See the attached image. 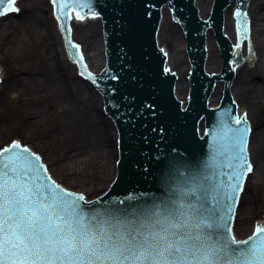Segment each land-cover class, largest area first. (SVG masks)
Returning a JSON list of instances; mask_svg holds the SVG:
<instances>
[{
	"label": "water",
	"instance_id": "obj_1",
	"mask_svg": "<svg viewBox=\"0 0 264 264\" xmlns=\"http://www.w3.org/2000/svg\"><path fill=\"white\" fill-rule=\"evenodd\" d=\"M213 1H196L203 18L210 15ZM232 1L216 0L212 20L206 22L198 16L195 0H93V10L102 15L104 20L108 65L98 75L91 73L97 78L96 84L105 95L106 108L120 130L121 155L116 179L109 190L99 197L100 203L91 204V208L109 205L122 208L130 203L128 197L136 198L131 203L166 197L178 183L184 186V177L190 172L199 177H208L212 183H227L225 173L230 170L225 165L231 142L227 137L221 139L222 129L240 127L233 123V119L238 115L229 93L233 77L229 60L233 45L222 33L224 10ZM249 1L239 0L238 10L241 13H246ZM166 4L174 9L175 17L182 22L187 32L188 49L194 65L191 99L186 108L175 94L178 77L170 71H165L166 56L158 46L157 33L162 8ZM235 8L234 5L226 10L225 20V31L234 42L237 40ZM56 12L58 15L57 8ZM66 12L70 19L61 18V26L66 33L71 56L77 60L75 50L70 46L76 45L70 38V21L76 11ZM209 23L217 31L224 57L223 73L214 77H210L205 71V62L207 71L218 73L222 70V58L212 29L207 32V57L206 28ZM73 27L74 38L84 47L87 64L92 70L99 71L106 58L100 19L75 21ZM159 38L160 44L166 46V53H169V65L174 67L171 69L178 70L177 74L181 76L176 92L186 103L190 89L186 40L181 27L174 22L166 9ZM112 76L117 79H111ZM221 78L227 80L225 99L220 107H209L208 102L215 83ZM223 86V83L217 85L210 105L219 102ZM222 114L225 122L223 124ZM240 114H244L243 108ZM204 116L206 128L202 136L199 124ZM261 124L262 118L252 122L254 129ZM241 126L250 127L248 122ZM200 129L203 132V121ZM250 133L247 136L248 144ZM239 199L234 206L232 230ZM121 200H124L125 204L115 203ZM256 221H261V218H256Z\"/></svg>",
	"mask_w": 264,
	"mask_h": 264
},
{
	"label": "snow or ice",
	"instance_id": "obj_2",
	"mask_svg": "<svg viewBox=\"0 0 264 264\" xmlns=\"http://www.w3.org/2000/svg\"><path fill=\"white\" fill-rule=\"evenodd\" d=\"M51 3L57 19H70L66 10L76 11L81 21L99 16L93 0ZM14 4L0 0V16L18 12ZM234 15L240 18L236 30L242 43L248 39L247 14L237 10ZM70 46L81 76L96 84L79 46ZM233 123L240 127H224L221 136L231 142L227 183L190 172L184 186L178 183L166 197L139 203L128 197L130 203L122 208H91L99 198L88 201L62 187L41 157L19 142L0 148V264H264V226L257 225L243 240L235 238L231 227L234 206L253 171L247 152L251 129L241 126L247 124L246 114Z\"/></svg>",
	"mask_w": 264,
	"mask_h": 264
},
{
	"label": "rangeland",
	"instance_id": "obj_3",
	"mask_svg": "<svg viewBox=\"0 0 264 264\" xmlns=\"http://www.w3.org/2000/svg\"><path fill=\"white\" fill-rule=\"evenodd\" d=\"M29 13L31 14V20L13 27L9 35L0 36V42L2 46L9 44L10 40L15 43L18 47L16 48L15 54L7 55L2 49H0V66L2 67L3 77L2 82L3 86L12 84L15 79V75L18 72L19 66H30L34 67H43L44 57H47V47L50 45V49L53 50L54 56L57 59L58 64V73L59 78H61V84L59 89L50 88L49 95L42 97L43 100H48L50 98L51 103H57L60 97V90L67 91L72 96L77 94L76 99L73 101V116L72 122L69 126L65 127V131L60 130L57 132L59 122L54 120L55 118V109H51L48 106L47 102L42 103L38 100L27 99L25 102L16 97L17 92L14 90L10 91L7 100V97L4 96L3 103H1V108H4V118L8 116V119L4 120L6 127V137L0 139V146H4L5 143H9L10 140L17 138L23 141L29 147H33L40 152V149L37 148L32 141L25 137V125H29L31 118H27V111H34L37 106L43 107V124L41 127H34V134L36 137L44 136L43 139L49 140L51 144L56 145V156L61 157L62 154H65V159H67V148H72L71 142L73 140V145L82 143V141L92 142L96 148V152H101L103 155H100V158H95L96 160L88 167L86 170L94 174H98V186L95 190H85L83 192L88 198H92L101 192L104 191L109 186V183L117 173V160L119 157V148H118V139L115 138L113 134V123L112 120L106 116L103 111L102 97L94 87V85L83 79L79 75V69L76 64H73L65 48V43L63 35L59 30L58 22L53 14L51 0H31ZM251 14V9L249 10V15ZM24 15V12L19 10V16L17 14L11 16H4L0 18V24L4 23L8 19L16 20V22H21V18ZM46 42L48 46H46ZM253 44V43H252ZM1 47V46H0ZM245 50L247 51L246 45ZM255 50V49H254ZM258 53L255 50V56L253 59H246V61L239 68H241V73L238 74L237 82L240 80H246V84H251L254 79H256L261 84H264L261 79V76L254 77L255 72L260 66L258 61ZM21 75H25V72ZM41 83V79L36 77ZM77 83L83 85V88L79 93H77ZM86 85V88L84 86ZM88 85H91L90 87ZM262 96L259 102L254 105H247V100L243 99V96L235 97L236 101L240 106L247 107L246 113L251 122L257 121L259 115L264 110V87L262 88ZM91 92L97 94L100 97V100L96 97L91 98ZM247 91H245L246 93ZM43 94H45L43 92ZM94 111V115L89 117L88 113ZM96 111H98L96 113ZM96 113V115H95ZM46 118H49L48 122L44 123ZM92 122V123H90ZM86 123V126H85ZM112 123V124H111ZM92 124V125H91ZM114 126V125H113ZM264 129V125H259ZM99 127H106L108 130V142H105V137H102V132ZM81 128L84 131L85 138H77V136L82 135ZM92 128V129H91ZM66 129H73V136L71 134H66ZM60 132L63 133L60 134ZM60 134V136H57ZM104 136V135H103ZM75 140V142H74ZM79 142V143H78ZM50 145V143H49ZM53 145V146H54ZM59 145H62L61 147ZM51 146V145H50ZM58 147V148H57ZM53 150V148H52ZM73 148L70 150L72 151ZM63 158V159H64ZM256 167L259 162L254 161ZM52 167V165H50ZM97 182V183H98ZM65 186L79 190L82 187L72 185L67 181H63ZM245 202H243L242 207L245 203L248 205L251 204L252 213L248 219V224L246 229L240 232L239 237L249 235L250 232L254 229V223L256 218H261L264 220V184L261 181H257L256 173L253 174L249 179V184L245 190ZM241 207V208H242Z\"/></svg>",
	"mask_w": 264,
	"mask_h": 264
},
{
	"label": "bare ground",
	"instance_id": "obj_4",
	"mask_svg": "<svg viewBox=\"0 0 264 264\" xmlns=\"http://www.w3.org/2000/svg\"><path fill=\"white\" fill-rule=\"evenodd\" d=\"M30 1L31 0H19L17 5L21 12H24V15L20 19L21 22H16V20L8 19L7 21L2 24H0V36L4 35L7 36L11 32L13 27H16L17 25H20L22 23L27 22L29 19L31 20V14L29 13L30 8ZM251 14H250V22H251V40L253 41L254 49L258 53V61L260 63V66L257 70V73L255 72L254 77L261 76V79L264 83V0H250V7ZM15 15V14H14ZM11 16V15H10ZM0 49H2L7 55H13L15 54L16 48L18 47L15 45L14 42L10 40L9 44L6 46H2V43L0 42ZM46 46H48L46 42ZM242 53L245 55V46L242 49ZM47 57H44V63L43 67H34L30 68V66H19V70L15 75V79L9 86L5 84V87L3 86V83L0 85V108L1 103H3V97L6 96L7 100L9 99L8 95L10 91L14 90L17 92L16 97L24 102L27 99H34L41 101L42 103L47 102L49 104V107L51 109H55V118L54 120L59 122L58 131L63 130L65 131V127L69 126L72 122V116H73V101L76 99L77 94H74L72 96L67 91H61L60 90V97L57 101V103H51L50 98L48 100H43L42 97H46L49 95V89L50 88H57L59 89V85L61 84V78H59L58 73V64L57 59L54 56L53 50L50 49V45L47 47ZM236 65L235 62H233V66ZM236 71L237 75L235 79L233 80V84L231 85V91L235 97L243 96V99L247 100V105H254L257 102L260 101L262 96V88L264 87V84H261L256 79L252 81L251 84H246V80L244 79L243 83L242 81H238V74L241 73V68L237 67L236 65ZM25 72V75H21ZM41 79V83H39L38 78ZM89 87L91 85H88ZM92 87V86H91ZM83 88V85L80 83H77V93L81 91ZM86 88V85L84 86ZM245 91H247L245 93ZM43 92L45 94H43ZM91 98H94L96 96L99 100L100 97H98L97 94H93ZM94 95V96H93ZM10 96V95H9ZM101 96V95H100ZM244 110L245 108L240 106V111ZM43 107L37 106V108L34 111H27L28 115L27 118H31V121L29 125H25V137L33 142V144L40 149V152H38L41 156L44 162L47 164L48 170L50 174L60 183H62L64 186L65 184L63 181H67L72 185H78L82 187V189H89V190H95L98 184V174H94L91 170L89 172L86 170L90 165L96 160L95 158H100V155H103L101 152H96V148L92 144L89 139L86 141H82V143L73 145V140L70 143L73 150L70 151L72 148H67V159H65V154H62L63 156L57 157L56 152V145L51 144V142L47 139H43L44 136L36 137L34 134V127H41L43 124ZM98 111H96L97 113ZM95 113V115H96ZM89 117H92L94 115V111H91V113H88ZM6 119H8V116H5ZM258 118H262V125H264V110L259 115ZM4 118V108L0 109V139H3L6 137V127L5 122L6 120ZM49 118H46L44 123L48 122ZM92 123V122H90ZM112 124V123H111ZM92 125V124H91ZM86 126V123H85ZM113 127V134L115 138L118 137L117 129L112 125ZM259 125H257L254 134L252 135L250 145H249V152H250V159L252 161V164L254 166V170L252 174L249 176L246 188L249 184L250 177L256 173L257 181H261V183L264 184V129H261ZM92 129V128H91ZM101 130L102 137H105V142H108V130L106 127H99ZM254 129V128H253ZM63 132H60L62 134ZM82 135L77 136V138H85L84 131L81 128ZM66 134H71L73 136V129H66ZM60 134H57V136H60ZM64 136V133H63ZM23 142V141H22ZM75 142V140H74ZM24 143V142H23ZM50 143V145H49ZM79 143V142H78ZM54 145V146H53ZM60 147L62 145H59ZM33 150H37L30 146ZM53 148V150H52ZM58 148V147H57ZM64 158V159H63ZM259 162L258 166L256 167L254 161ZM52 165V167L50 166ZM98 182V183H97ZM69 188V187H68ZM75 190V189H74ZM246 190V189H245ZM245 191L242 195V203L245 202ZM238 215L236 218V225H235V233L239 237L240 232H242L244 229H246L248 224V219L250 218V214L252 213V207L251 204L248 205L245 203L242 208L239 207L238 209ZM264 221V220H263Z\"/></svg>",
	"mask_w": 264,
	"mask_h": 264
}]
</instances>
